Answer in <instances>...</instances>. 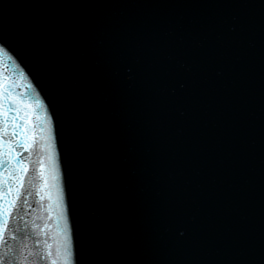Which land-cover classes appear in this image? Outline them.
Listing matches in <instances>:
<instances>
[{"label": "water", "instance_id": "1", "mask_svg": "<svg viewBox=\"0 0 264 264\" xmlns=\"http://www.w3.org/2000/svg\"><path fill=\"white\" fill-rule=\"evenodd\" d=\"M0 48L29 249L67 225L71 264H264V0H0Z\"/></svg>", "mask_w": 264, "mask_h": 264}, {"label": "snow or ice", "instance_id": "2", "mask_svg": "<svg viewBox=\"0 0 264 264\" xmlns=\"http://www.w3.org/2000/svg\"><path fill=\"white\" fill-rule=\"evenodd\" d=\"M0 54H6L3 48H0ZM3 84L0 83V96L3 94ZM7 99H14L9 94ZM35 103H39L36 101ZM0 117H7V110L0 105ZM27 122V121H26ZM14 130L13 136H16L15 118L13 120ZM5 128L0 127V169L7 172V176L0 174V247L6 249L5 252H0V264H40V261H45L47 264H71L72 260V245L71 240L67 234V225L64 226V239L58 244L56 254H53L52 245L45 240L43 243L39 239L35 241L39 246V250L29 249L27 240L28 236H17L19 229L10 228V219L13 217L15 211L19 206L22 190L25 186V177L29 172V168L22 161L18 160L20 156V149L25 151L31 150L34 137H26L23 143L17 142L13 145L11 142L3 139ZM50 140V137H49ZM8 144L7 153L4 151V144ZM45 152L39 160V174L38 179L39 191L37 195L41 200L47 198L49 201L53 200V192L55 190L56 207L60 210L62 215V197L59 195L58 185L56 183L58 176L55 170V153L49 142L45 148ZM5 156L7 159H5ZM31 184L32 181H29ZM7 198V199H6ZM22 219V217H21ZM27 227V225H25ZM34 228H39V225L33 224ZM47 227V225L45 226ZM42 231V230H41ZM39 235V233H37ZM11 241H18L17 245L9 243ZM31 258V259H30Z\"/></svg>", "mask_w": 264, "mask_h": 264}]
</instances>
